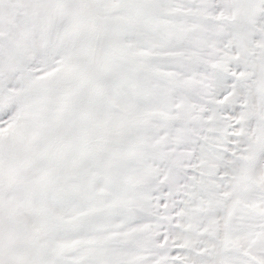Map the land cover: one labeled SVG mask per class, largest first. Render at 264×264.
I'll use <instances>...</instances> for the list:
<instances>
[{
	"label": "snow or ice",
	"instance_id": "6c2138e0",
	"mask_svg": "<svg viewBox=\"0 0 264 264\" xmlns=\"http://www.w3.org/2000/svg\"><path fill=\"white\" fill-rule=\"evenodd\" d=\"M0 264H264V0H0Z\"/></svg>",
	"mask_w": 264,
	"mask_h": 264
}]
</instances>
